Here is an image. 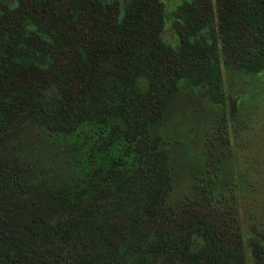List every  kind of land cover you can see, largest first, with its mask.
Listing matches in <instances>:
<instances>
[{"label":"trees","instance_id":"1","mask_svg":"<svg viewBox=\"0 0 264 264\" xmlns=\"http://www.w3.org/2000/svg\"><path fill=\"white\" fill-rule=\"evenodd\" d=\"M262 72L264 0L0 8V264H264V236L247 258L237 208L214 206L212 183L169 201L165 141L153 133L182 83L224 108V73ZM29 125L76 138L78 180L57 184L18 154Z\"/></svg>","mask_w":264,"mask_h":264},{"label":"rangeland","instance_id":"2","mask_svg":"<svg viewBox=\"0 0 264 264\" xmlns=\"http://www.w3.org/2000/svg\"><path fill=\"white\" fill-rule=\"evenodd\" d=\"M15 1L0 0V8L12 7ZM161 1L168 10L181 2ZM163 36L168 44H176L170 23ZM223 89L226 104L221 108L206 96L204 88L182 83L170 101L165 119L153 133L165 141V166L173 187L169 201L193 198L206 183H212L219 197L213 199L214 206L235 204L245 252L250 258L251 240L264 236V72L232 77L224 73ZM75 139L29 125L17 136L15 145L23 159L45 168L59 184L80 178V170L72 163Z\"/></svg>","mask_w":264,"mask_h":264}]
</instances>
